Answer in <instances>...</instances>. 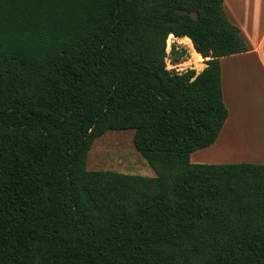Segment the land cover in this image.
I'll use <instances>...</instances> for the list:
<instances>
[{"label":"trees","instance_id":"obj_1","mask_svg":"<svg viewBox=\"0 0 264 264\" xmlns=\"http://www.w3.org/2000/svg\"><path fill=\"white\" fill-rule=\"evenodd\" d=\"M246 51L223 0H0V264H264V164L190 160ZM129 129L154 176L87 169Z\"/></svg>","mask_w":264,"mask_h":264},{"label":"crops","instance_id":"obj_2","mask_svg":"<svg viewBox=\"0 0 264 264\" xmlns=\"http://www.w3.org/2000/svg\"><path fill=\"white\" fill-rule=\"evenodd\" d=\"M223 6L230 22L240 29L248 51L220 58L222 97L228 116L220 130L223 135L219 133L217 143L215 140V144L209 146L206 156L211 154L208 159H213L217 148L223 147L219 144H223V141L226 143L225 139L231 133V128L245 129L248 125L252 131L257 132L259 146L254 145V148L259 152L256 151L258 158L255 163L261 164L264 163V115L256 113L253 102L262 101L264 104V0H223ZM240 148L244 152L255 151L254 148L245 145ZM192 154L190 159L192 157V162L198 163Z\"/></svg>","mask_w":264,"mask_h":264},{"label":"rangeland","instance_id":"obj_3","mask_svg":"<svg viewBox=\"0 0 264 264\" xmlns=\"http://www.w3.org/2000/svg\"><path fill=\"white\" fill-rule=\"evenodd\" d=\"M173 46L178 49L176 50L177 53L184 52V60H180L177 63L174 62V56H177V54L171 52ZM166 53L167 57L165 62L168 70H174L181 73L189 69H194L196 73H199L204 69V59L202 58L203 60L200 62L199 67V65L195 63V61L199 62L198 56L194 59L190 47L180 39L170 38L169 40H166ZM253 104L256 113L258 112L260 115H264V104L262 101L253 102ZM258 116L259 115L257 114V117ZM246 126L247 128L245 129L231 128V133L228 134L225 139L226 143L223 141V144H219L223 145V147L217 148V152L213 159H208V156L211 154L206 156L207 149L212 147L210 146L195 151L192 154L194 160H198V163L204 164L235 163L242 160L255 163L256 158H258L257 152H259L257 151L258 149L254 148V145H257L256 147L259 146L256 139L257 132L252 131L253 129L251 126ZM250 130L252 132H250ZM133 134L134 131L131 129L124 131H107L102 136L95 139L88 153L87 169L110 170L119 173L136 174L148 177L154 176L152 168L135 149L133 144ZM220 135L222 136L223 133H220ZM215 143H217V140ZM243 145L252 147L255 151L249 150L250 152H244L240 148ZM245 157L250 159H242ZM190 160L192 161V157ZM211 160L213 161L211 162Z\"/></svg>","mask_w":264,"mask_h":264},{"label":"bare ground","instance_id":"obj_4","mask_svg":"<svg viewBox=\"0 0 264 264\" xmlns=\"http://www.w3.org/2000/svg\"><path fill=\"white\" fill-rule=\"evenodd\" d=\"M170 38H173V37L171 35H169L168 38H167V40H169ZM192 57H193V55H192ZM195 63H196V61H195ZM196 64L199 65V67H200V64L199 63H196Z\"/></svg>","mask_w":264,"mask_h":264}]
</instances>
